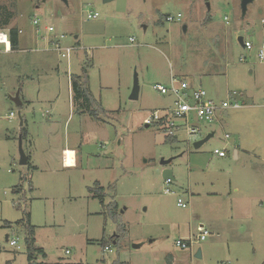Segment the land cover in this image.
<instances>
[{"label": "rangeland", "instance_id": "1", "mask_svg": "<svg viewBox=\"0 0 264 264\" xmlns=\"http://www.w3.org/2000/svg\"><path fill=\"white\" fill-rule=\"evenodd\" d=\"M242 4L0 0V7L15 13L10 27L22 30L20 49L4 53L0 45V264H264V199L253 211L251 239L235 236L223 243L215 233L192 248L176 245L197 233L201 223L188 189L203 178V170L217 179L224 169L221 181L244 185L243 170L262 165L252 163L256 156L237 162L230 144L237 134L226 139L225 133L238 126L248 147L257 146L252 154L264 158V59L258 55L264 0H252L246 12ZM89 13L99 16L90 19ZM179 14V20H166ZM48 25L56 31L47 33ZM55 34L65 35L64 46L75 47L70 57L49 42ZM240 36L253 48L244 47ZM83 69L100 118L78 112L70 100V76L84 74ZM172 73L217 100L230 90L242 92L243 107L230 109L221 121L201 124L199 138L208 130L215 135L198 149L185 134L169 142L162 129L144 122L155 110L173 105L172 96L153 88L169 85ZM136 82L139 97L132 99ZM18 91L22 105L12 101ZM20 137L37 168L20 164ZM64 148L77 152L73 167L63 164ZM215 148H226L230 164L220 161ZM170 158L174 180L168 183L161 161ZM98 183L106 189L104 203L92 190ZM19 184L21 190L15 191ZM178 198L187 207L179 206ZM29 225L43 251L33 261L28 260ZM7 235L20 248L10 245ZM199 245L203 258L191 251Z\"/></svg>", "mask_w": 264, "mask_h": 264}, {"label": "crops", "instance_id": "2", "mask_svg": "<svg viewBox=\"0 0 264 264\" xmlns=\"http://www.w3.org/2000/svg\"><path fill=\"white\" fill-rule=\"evenodd\" d=\"M4 29L10 30L9 28H4ZM18 30H19L17 36L18 49H20V45H21L20 33L22 32V30L21 29ZM13 51L14 50L12 49L11 51L4 50V53H9ZM75 75H79V74H75ZM85 81L88 82L87 77ZM18 92L20 95V91ZM70 92H71L70 100L72 101L75 107L73 101L74 99H73V90L71 86V81H70ZM228 113L224 114L223 116L228 115ZM222 119L223 118L221 117L219 120L221 121ZM23 125H24V121H23ZM23 125H21L20 122V126L22 127ZM233 128H234L233 132L229 131L227 133L230 134V136L234 134V132L237 134V137L234 138L232 142H230V144L232 143L233 145V154L235 160L238 162L242 157L251 158L252 156H256L253 157L252 163H254L255 161L256 162L259 161L260 162L259 164H262L261 166H264V163H261L264 161V158L260 157L257 154H252V151L256 149L254 147L257 146L253 144L254 146H251L252 148H249L244 138L241 136L239 132H237L238 126ZM210 134H213L214 136L215 131L208 130L206 132L205 137H207ZM68 150H72L75 153L74 161L71 164H68L66 162V158H67L66 152ZM62 154H63L64 166L73 167L77 163L78 158L75 149L64 148L62 149ZM27 157L30 160L28 159L29 163H27L26 165L34 166L37 168L38 165L33 163L32 155L27 154ZM218 158L220 159V161H222L223 164L226 165L230 164L227 157L218 156ZM261 166L251 164L250 168L252 169V172L250 173L247 172L246 170H243V174L240 175L243 177L244 181L242 183L244 185H241V182L237 183V181H233L231 179H228L226 181L225 180L221 181L220 176L226 174L225 173L226 171L224 172V169H221L218 175H216L217 179L212 178L213 175L212 171L203 170V178L199 180V182L193 184V186L189 185V189H188L190 190L189 192H191L190 198L193 200V202H195L194 206L197 209L195 214L198 217V219L201 220V223H199L197 226V233L199 232L200 224H204L210 230L211 233L210 236L216 233L215 235L220 237L219 240H221V242L223 243L226 242L230 243V241L233 240V237L235 236L240 237L239 239L243 241L248 238L251 239L253 237V226H254L253 218H252L253 211L255 210L256 205L258 203H262L264 199V169ZM228 172H230V169ZM19 185L17 186L19 187ZM14 187L16 188V186ZM19 188H21V186ZM203 219L207 221L208 226L206 223L203 222ZM219 222L220 225H217V223ZM10 223L12 224V222ZM186 237H188V235ZM225 238L227 239V241L225 240ZM213 242H216V240L213 239ZM199 250L201 251V258H203L204 253H203L202 245H199L198 249L197 248L192 249L191 251L195 253V256H197L196 254L198 253Z\"/></svg>", "mask_w": 264, "mask_h": 264}, {"label": "built area", "instance_id": "3", "mask_svg": "<svg viewBox=\"0 0 264 264\" xmlns=\"http://www.w3.org/2000/svg\"><path fill=\"white\" fill-rule=\"evenodd\" d=\"M98 16V13L88 14V18L90 19L98 18ZM180 18L181 14H179L178 17L168 15L166 20L174 22ZM34 24L37 26V32H40L39 20L35 19ZM44 29L47 33L56 31L55 27L52 25L45 26ZM64 38L65 35L63 34H55L49 42L54 49L60 52L62 57L68 58L75 47L64 46ZM131 40H134V38H131ZM0 44H3L5 51H11L10 30L0 28ZM244 47L252 49L253 44L249 40H244ZM258 55L261 59H264V42ZM153 88L161 94L172 96L174 102L173 105L164 108V110H155L144 119L145 124L159 127L165 132L167 137H171L175 140L183 133L187 136L188 143L190 142V138H192L194 142L201 139L198 137V134L202 131V123H211L219 120L221 116L228 113L230 109H238L244 106L243 101L238 98L242 93L237 90H230L226 99L217 100L212 98L202 86H198L193 81L191 82L173 73L170 76L169 85L157 83ZM10 116H14V113L11 112ZM225 138H230V134H225ZM213 152L219 157L227 156L226 148H215ZM171 181L172 180L167 179L168 183ZM165 192L175 193L168 188ZM177 204L183 208L187 207V203L182 198L177 199ZM210 234V230L204 224H200L198 233L178 239L176 245L183 249L192 248L195 242L206 240ZM8 241L10 245L20 248L17 239H9Z\"/></svg>", "mask_w": 264, "mask_h": 264}, {"label": "trees", "instance_id": "4", "mask_svg": "<svg viewBox=\"0 0 264 264\" xmlns=\"http://www.w3.org/2000/svg\"><path fill=\"white\" fill-rule=\"evenodd\" d=\"M15 16V13L13 11H10L6 6H1L0 7V28H9L10 29V34H11V49L15 50L18 49V28L17 27H10V24L12 23V20ZM83 73H87V69H83ZM71 86L72 90L74 93V104L75 107L77 108L78 112L80 113H88L89 115L100 118L99 114L95 112L94 108V98L92 91L88 87V82L85 81L84 75H71ZM22 137L25 136V126H22ZM167 141H175V139L171 137L166 136ZM29 159V158H28ZM30 160V159H29ZM29 163V162H28ZM21 185H19L20 187ZM95 189V190H94ZM92 189L94 191V196L99 197L101 201L104 203L106 189L104 186H101L99 183L98 185ZM15 191L21 190V188H16L14 189ZM112 205V204H111ZM114 206V205H113ZM26 217L30 218V213H26ZM29 222V221H28ZM19 223V222H17ZM7 226H11V223L8 222ZM29 232L27 236V244H28V260L33 261L34 257L38 254V252H43L40 251L38 247L35 246V237H34V226L29 225ZM125 232L123 226L119 227L118 233H123ZM113 242L118 241V238L114 237L112 238ZM107 248V247H106ZM109 248V247H108ZM119 264H124L119 262Z\"/></svg>", "mask_w": 264, "mask_h": 264}, {"label": "water", "instance_id": "5", "mask_svg": "<svg viewBox=\"0 0 264 264\" xmlns=\"http://www.w3.org/2000/svg\"><path fill=\"white\" fill-rule=\"evenodd\" d=\"M252 0H243V10L244 12L247 11V6L248 3L251 2ZM239 42L244 45V38L242 36L239 37ZM139 85L138 82H136V85L133 89L131 98L132 99H137L139 97ZM12 100L17 104V105H21L22 104V100L20 98L19 92L15 95V97L12 98ZM21 125H23V120L21 121ZM148 126V125H147ZM213 136V134L208 135L207 137H204L202 139H199L198 141L194 142V146L196 149L200 148L206 141H208L211 137ZM19 151H20V164L21 165H26L28 163V157L27 154L23 148V141H22V137H20V143H19ZM173 160V158L170 159H162L161 164L164 166V170H163V177L167 180H174V175H173V170L171 168H169V164L171 163V161ZM7 240H9V236L7 235ZM137 247V245H136ZM197 257H201V251L199 250L198 253L196 254Z\"/></svg>", "mask_w": 264, "mask_h": 264}, {"label": "bare ground", "instance_id": "6", "mask_svg": "<svg viewBox=\"0 0 264 264\" xmlns=\"http://www.w3.org/2000/svg\"><path fill=\"white\" fill-rule=\"evenodd\" d=\"M66 154H67V158H66L67 163H69V164L73 163V161H74L73 154H75L74 151L68 150L66 152Z\"/></svg>", "mask_w": 264, "mask_h": 264}]
</instances>
